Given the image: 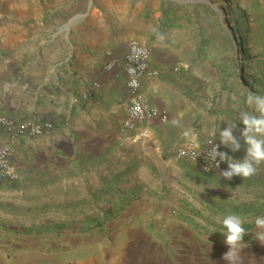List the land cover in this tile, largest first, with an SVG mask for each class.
I'll use <instances>...</instances> for the list:
<instances>
[{
    "label": "crops",
    "instance_id": "0c3cea01",
    "mask_svg": "<svg viewBox=\"0 0 264 264\" xmlns=\"http://www.w3.org/2000/svg\"><path fill=\"white\" fill-rule=\"evenodd\" d=\"M53 2L63 18L66 0H0V116L52 125L37 137L0 127V145H11L17 174L15 181L0 183V264H192L191 253L176 254L194 245L182 220L212 223L215 205L228 194L233 204L246 205L242 218L264 205V163L251 178L225 180L220 171L204 172L175 155L189 142L220 144L218 132L212 133L227 121L235 122L239 139L240 113L253 112L240 82L228 81L212 57V28L180 0H124L110 14L95 5L84 26L78 19L34 22L32 15L49 11ZM240 2L254 45L248 59L261 60L254 73L264 75V0ZM40 36L47 46L35 50ZM131 40L150 49V68L158 75L144 77L140 90L165 120L122 133ZM21 43L29 48L23 54L14 49ZM25 55L37 64L18 68ZM240 143L236 152L224 145L221 151L242 160ZM134 163L137 177L148 167L167 172L152 190H145L144 178L135 182V202H171L164 213L111 210L129 200L122 190L129 180L107 175Z\"/></svg>",
    "mask_w": 264,
    "mask_h": 264
},
{
    "label": "rangeland",
    "instance_id": "374dc122",
    "mask_svg": "<svg viewBox=\"0 0 264 264\" xmlns=\"http://www.w3.org/2000/svg\"><path fill=\"white\" fill-rule=\"evenodd\" d=\"M65 7L67 10L64 12L63 18L61 10H56L57 4L52 3V8L49 11H39L33 14L32 17H36L35 20L40 24V19L43 21L51 22L57 18L62 19L65 22H71L74 20H83L79 26L87 24L88 12L96 5L99 10H105V12L113 13L116 10L119 2L124 0H66ZM185 1L186 10L193 11L197 15H201L206 22V25H210L213 30V43L211 45L212 57L215 58L216 64L222 68L225 78L235 84H240L241 97L246 100L249 93L264 96V75H258L254 73L257 71V66L261 60L248 59L252 56L254 45L252 43V37L246 27L245 10L240 0H180ZM136 0H133L135 4ZM98 5V6H97ZM193 6V7H192ZM110 10V11H109ZM35 15V16H34ZM6 18V17H5ZM8 19V18H7ZM219 21L220 27L217 29L216 23ZM45 24V23H42ZM72 28V27H71ZM40 33V32H39ZM38 39V40H37ZM41 39H47L45 36L37 37L34 43L33 49H40L46 47L47 44L41 42ZM18 52L24 53L29 48L21 44H16L15 48ZM34 54V53H33ZM35 56L25 57L18 60V68L36 65ZM3 91H0L2 94ZM255 114V113H253ZM137 163L128 166L126 171H113L107 177L112 176L113 180L128 177L129 183H125L122 190H124V196L129 200L124 202H115L112 204V211H133L134 213L139 211H148L153 215L164 213L166 208L171 207V202L157 201L153 199H139L135 202L137 195L140 193L136 185V181L140 178L145 179V190H152L153 181L160 179L167 175V172H160L158 170H151L146 168L144 177L139 175L137 177L136 168ZM134 169V170H133ZM138 178V179H137ZM118 181V180H117ZM166 189V188H164ZM68 191V189H65ZM102 192L98 191V194ZM221 201L215 205L216 211L213 212L211 217L212 224L219 225L220 229H223L220 222L222 218L228 214H241L242 208L245 206L235 205L232 203L230 194L227 197H220ZM99 209V208H98ZM167 210V209H166ZM246 210V207L245 209ZM14 216L17 214H13ZM206 216V215H204ZM264 216V210L254 217ZM201 218L193 220H182L183 223L192 231L190 234V241L193 242V248L190 251H178V258H182L185 255L188 257L191 253L192 264H228L223 260V255L228 251V246L224 243L225 237L219 231L213 227H210L206 223H201ZM245 219V218H244ZM119 222H123L124 219H119ZM98 221H102L98 219ZM103 221H107L104 219ZM102 221V222H103ZM254 222V221H252ZM211 223V222H210ZM116 226V225H114ZM247 233L242 238V249L239 254V260L237 264H264V244H261L255 239V233L258 229L255 224H252L250 228L245 230Z\"/></svg>",
    "mask_w": 264,
    "mask_h": 264
},
{
    "label": "built area",
    "instance_id": "2783aa9c",
    "mask_svg": "<svg viewBox=\"0 0 264 264\" xmlns=\"http://www.w3.org/2000/svg\"><path fill=\"white\" fill-rule=\"evenodd\" d=\"M150 49L148 46L141 44L136 40H131L128 44V50L125 56V73H126V89L129 97V106L127 107L126 117L123 121L121 132L131 133L138 124L161 118L165 120L164 115L158 113L151 108L141 93V80L144 77H155L158 73L150 68ZM112 63L107 65L111 68ZM0 127L15 132L17 135H25L29 137H37L49 131L52 128L50 123H16L13 120L0 116ZM213 145H219L214 140H207L201 147L194 142H189L178 148L175 152L177 159H186L195 162L204 172H219L227 169L226 162H219V168L215 167L214 161L207 156L208 151ZM12 147L9 144L0 145V183L13 182L17 179V174L11 163ZM219 160V158H217Z\"/></svg>",
    "mask_w": 264,
    "mask_h": 264
},
{
    "label": "clouds",
    "instance_id": "9594fccd",
    "mask_svg": "<svg viewBox=\"0 0 264 264\" xmlns=\"http://www.w3.org/2000/svg\"><path fill=\"white\" fill-rule=\"evenodd\" d=\"M245 103L253 112L240 113L243 129L239 139L233 135V130L236 128L235 122L227 121V127L222 131L216 130L212 133L216 136L218 132L220 145L230 148L232 152L241 148L240 139L245 145V156L242 160L233 159L226 152L218 151L219 145H213L208 151L207 156L214 161L216 168H219V162L227 163V169L219 173V176L225 180H231L236 176L241 179L251 178L256 175L259 166L264 163V96L249 93ZM173 124H178V121L174 120ZM183 135L190 136L191 130H186ZM244 222V218L236 214H228L222 218L224 231L220 233L225 237L224 243L228 246V251L222 259L228 264H237L239 260V254L243 248L242 238L247 233L243 227ZM254 224L258 229L255 239L264 244V216L256 217Z\"/></svg>",
    "mask_w": 264,
    "mask_h": 264
},
{
    "label": "trees",
    "instance_id": "16d2710c",
    "mask_svg": "<svg viewBox=\"0 0 264 264\" xmlns=\"http://www.w3.org/2000/svg\"><path fill=\"white\" fill-rule=\"evenodd\" d=\"M263 210H264V205H263L262 209H260L257 213L250 214L247 218L244 219L245 222H244V224H243V227H244L245 230H246V229L248 230V229L250 228V226H251L252 224H254V222H252V221L255 220L254 217L257 216L258 214H260ZM208 225H209L210 227H213V228L219 230V231H224V229H220L219 225L215 226V225H213L212 223H208ZM220 225H222L221 222H220Z\"/></svg>",
    "mask_w": 264,
    "mask_h": 264
}]
</instances>
